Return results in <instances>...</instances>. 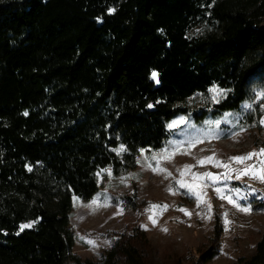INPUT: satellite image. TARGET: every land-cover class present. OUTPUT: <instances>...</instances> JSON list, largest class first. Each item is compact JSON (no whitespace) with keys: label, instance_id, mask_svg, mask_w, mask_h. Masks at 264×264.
Here are the masks:
<instances>
[{"label":"trees","instance_id":"trees-1","mask_svg":"<svg viewBox=\"0 0 264 264\" xmlns=\"http://www.w3.org/2000/svg\"><path fill=\"white\" fill-rule=\"evenodd\" d=\"M214 86L217 104L189 107ZM257 89L264 0H0V264H150L141 230L98 260L74 254V196L136 169L173 119L240 111ZM239 262L264 264V234Z\"/></svg>","mask_w":264,"mask_h":264},{"label":"rangeland","instance_id":"rangeland-1","mask_svg":"<svg viewBox=\"0 0 264 264\" xmlns=\"http://www.w3.org/2000/svg\"><path fill=\"white\" fill-rule=\"evenodd\" d=\"M225 95L214 86L189 107L212 108ZM167 128L164 146L142 150L136 169L120 176L101 170L90 201L74 196V254L98 260L117 239L141 230L150 264H196L219 222L220 253L207 264H242L254 255L264 234V89L240 111L179 116Z\"/></svg>","mask_w":264,"mask_h":264}]
</instances>
